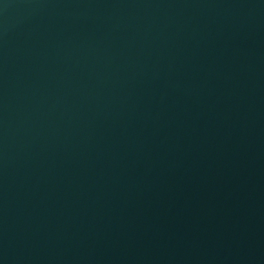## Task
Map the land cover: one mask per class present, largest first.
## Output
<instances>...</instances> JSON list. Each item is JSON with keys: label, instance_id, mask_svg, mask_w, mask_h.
Masks as SVG:
<instances>
[{"label": "water", "instance_id": "obj_1", "mask_svg": "<svg viewBox=\"0 0 264 264\" xmlns=\"http://www.w3.org/2000/svg\"><path fill=\"white\" fill-rule=\"evenodd\" d=\"M0 264H264V0H0Z\"/></svg>", "mask_w": 264, "mask_h": 264}]
</instances>
